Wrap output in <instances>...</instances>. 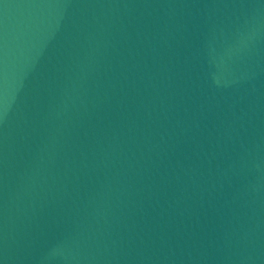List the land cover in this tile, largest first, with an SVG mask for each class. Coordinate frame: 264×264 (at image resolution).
I'll return each mask as SVG.
<instances>
[{"label":"water","instance_id":"1","mask_svg":"<svg viewBox=\"0 0 264 264\" xmlns=\"http://www.w3.org/2000/svg\"><path fill=\"white\" fill-rule=\"evenodd\" d=\"M0 264H264V0H0Z\"/></svg>","mask_w":264,"mask_h":264}]
</instances>
